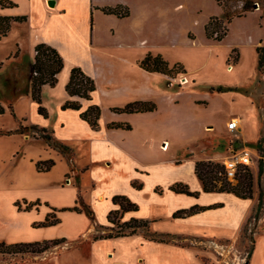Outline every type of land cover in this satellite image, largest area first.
Wrapping results in <instances>:
<instances>
[{"label":"crops","instance_id":"crops-1","mask_svg":"<svg viewBox=\"0 0 264 264\" xmlns=\"http://www.w3.org/2000/svg\"><path fill=\"white\" fill-rule=\"evenodd\" d=\"M12 1L16 5L0 6V15H27L28 19L12 21L8 34L0 38L8 50L0 60V73H15L18 85L15 93L9 94L13 96L9 103L0 101L5 107V112L0 113V175L4 176L0 208L8 213L0 216V225L8 226L0 230V239L16 243L66 238L69 242L68 246L58 245L43 252L52 258H34L32 264H264V216L259 221L263 229L255 239L250 258H244L235 247L258 202L259 178L254 197L241 198L229 192L205 191L195 172L199 159L221 162L230 156L235 148L230 138L220 141V151L211 156L189 151L186 157H166L173 146L170 128L195 124L184 116L163 114L160 98L172 101L174 94H159L162 91L152 88L151 80L155 75L169 76L150 72L139 64L151 52L152 0H55L54 6L50 0ZM118 5L129 6L130 15L119 17L104 10ZM41 42L56 48L64 59L58 83L45 84L42 89L47 115L39 111L40 104L31 93L32 65L36 46ZM262 42L264 35L256 45ZM18 66L21 69L16 70ZM76 66L96 82L92 99L71 97L67 91ZM258 81L264 82V76ZM69 99L79 100L82 108L64 109ZM138 100L156 102L157 109L136 113L113 110ZM92 104L102 109L99 128L81 117V111ZM238 118L245 124L243 115ZM228 122L227 118L218 124L204 120L199 125L206 130L218 128L219 134H225L230 131ZM21 123L28 127L24 132L16 131ZM112 123L129 124L130 128L114 127ZM31 126L47 129L54 140L70 149L50 145L39 133L35 135ZM254 147L242 146L255 151ZM47 160H53L54 165L40 170L38 162ZM153 174L160 179L147 193V181ZM93 175L101 189L93 201L84 200L89 214L85 210H64L77 205L81 192L76 186L84 180L91 181ZM134 182L143 187H135ZM177 182L199 194L171 190ZM119 194L127 195L139 206L136 211L125 212L123 221L133 217L151 220L152 230L177 234L176 242L152 240L143 233L94 239L96 227L105 228L111 223L110 211L119 208L113 197ZM148 196L144 208L141 200ZM36 201L40 203L31 209L15 210L17 202L25 208ZM212 204L220 205L187 217H174L178 210ZM165 210L168 217L163 215ZM50 213H57L60 222L36 225ZM15 215L19 221L13 223L11 217ZM65 223L66 228L59 233L38 235ZM79 238L82 241L77 243ZM180 238L196 240L203 246L180 243ZM202 252L210 259L206 261Z\"/></svg>","mask_w":264,"mask_h":264},{"label":"rangeland","instance_id":"rangeland-1","mask_svg":"<svg viewBox=\"0 0 264 264\" xmlns=\"http://www.w3.org/2000/svg\"><path fill=\"white\" fill-rule=\"evenodd\" d=\"M256 3L258 7H255ZM243 5L244 0H152L153 30L148 50L154 54H161L171 66L181 64L185 70V73L180 72L176 77L153 76L152 88L162 91L159 94H174L173 102L160 98L165 116H184L195 124L179 129L170 128L173 146L166 152L168 159H174L177 154L186 157L189 151L198 156L214 155L220 151L218 143L229 138L232 148H242L244 145L255 146L264 138V82L258 81L263 75L258 71L259 56L256 45L264 35V22L261 18V15H264V0H256L249 10L244 9ZM224 9L234 17L240 13L243 15L233 18L228 23ZM212 16L217 18L213 20L212 28L217 22H223L221 31L224 27L229 28L227 36L222 41L209 39L206 35L205 25ZM2 44L0 41V60L8 52L7 47ZM25 56L29 58L27 52ZM18 68L21 69L20 66L15 69ZM15 75L9 72L0 73V101L9 103L12 100L13 96L9 94L15 93V88L18 87ZM184 77L187 78V82L183 81ZM239 114L245 117V124L239 122L240 127L234 133L229 131L219 134L218 128L206 130L199 125L204 120L217 124L225 118L230 121L238 118ZM177 133L179 134L176 135ZM254 148L255 162L251 165V169L256 187L263 152L257 147ZM221 162L224 163L225 159ZM3 179L4 176L0 175V186ZM159 179L156 174L148 178L147 193L151 192V187L156 185ZM76 187L86 201H93L96 191L101 189L96 175H93L91 181L84 180ZM149 199L150 196L142 198L144 208ZM16 206V211L27 210L26 207L20 208L17 204ZM5 215H8L7 211L0 208V216ZM163 215L168 217V210H165ZM252 215L235 242L238 253L246 259L254 245V240L263 229L262 224L256 222ZM55 216L58 217V214L56 213ZM18 221V215L11 217V222ZM113 226L112 223L105 228L98 226L94 234H108ZM4 227L8 226L0 225V230ZM65 228L66 223L55 228L54 231L39 232L38 235L56 234ZM115 230H118V227H115ZM0 241L5 240L0 239ZM81 241L79 238L77 243ZM180 243L197 244L198 242L180 238ZM59 245V248H62L68 246L69 242L64 241ZM57 247L58 245L49 250ZM201 254L206 261L210 259L204 252ZM43 256L48 260L53 255L47 257L46 252L39 254L0 252V264H32L34 258V260H42Z\"/></svg>","mask_w":264,"mask_h":264},{"label":"trees","instance_id":"trees-1","mask_svg":"<svg viewBox=\"0 0 264 264\" xmlns=\"http://www.w3.org/2000/svg\"><path fill=\"white\" fill-rule=\"evenodd\" d=\"M256 0H244V9L249 10L251 6L254 5ZM0 5L2 7L14 6L15 2L12 0H0ZM106 13L116 14L119 17H127L131 13V9L127 5H118L116 7H107L104 8ZM225 15L227 17L228 23H230L233 18L241 17L243 14L240 13L235 17L231 15L224 9ZM261 18L264 22V15H261ZM28 19L27 15L19 16H1L0 15V38L8 34L12 21H25ZM217 19L213 16L210 18V21L205 25L206 35L209 39L216 41H222L228 34V27H224V30L221 31L223 22L216 23L212 28L211 25L213 20ZM257 53L259 56L258 71L264 76V42L257 46ZM139 64L144 69L150 72H159L170 77H176L180 72L185 70L181 64H176L171 66L169 62L161 55L154 54L149 52L142 60L139 61ZM64 67V59L61 56L60 52L48 45L45 42H41L36 46V57L32 65V86L31 93L33 98L40 104L39 111L42 114L47 115L46 108L42 105V89L45 84H50L55 86L58 83V73ZM67 91L71 97H80L84 99H92V93L96 89V82L94 78L88 75L81 67L76 66L72 68L71 77L67 84ZM222 89V88H220ZM64 109L74 108L80 110L82 104L79 100L69 99L64 105ZM157 109L156 102L153 101H133L126 104L123 107H114L113 110L119 113H136V112H146L154 111ZM5 112V107L0 103V113ZM13 114L16 116V113L13 110ZM102 114V109L97 104L90 105L86 110L81 111V117L88 121L94 128H99L100 117ZM111 126L114 127H128L130 125H124L122 123H112ZM28 127L24 126L22 123L19 128L16 130L18 132H24ZM32 132L37 135L39 133L40 137L46 138L50 145L62 149L69 150L70 148L58 143L54 140V137L48 132L45 128H39L38 126L30 127ZM264 138L259 140L255 145L258 149L262 150L261 159L259 163V180H260V192L258 197V202L253 210V219L256 222L264 216ZM53 160L39 161L38 168L40 170L49 169L54 165ZM195 172L200 178L204 185V190L207 192H229L234 193L236 196L241 198H253L255 192V182L254 174L251 169V166L242 165L239 167L236 176L233 180L229 179L227 171L222 162H217L214 160L199 159L196 161ZM135 187L142 188L143 184L133 183ZM171 190L177 193H184L187 195L197 196L199 193L194 192L190 189L187 184L182 182H177L170 187ZM115 204L119 205L118 209L111 210L109 213V221L114 225L111 229L112 231L105 235H95L94 239L99 238H112L119 236L133 235L137 233H143L147 238L160 241V242H176L178 239L177 234L173 233H161L155 230H152V221L148 219L140 218H131L130 220L123 221L124 213L127 211H136L139 209L137 203H135L130 197L125 194H119L113 197ZM40 202H31L26 208L31 209ZM17 205L21 208V203L17 202ZM220 204H212L208 206L194 205L190 208L181 209L174 213V217H187L193 215L197 212L204 211L207 209L218 207ZM64 210H73V211H88L87 205L84 201V198L79 194L77 205L71 208H65ZM251 219V218H250ZM60 222V219L55 216V213H50L47 215L46 219L42 222L36 223L39 226H50L55 225ZM115 227H118V230H115ZM144 232H143V231ZM66 241V238H57L43 241H34V242H16V243H7L5 241H0V252L2 253H26L31 252L34 254L43 253L44 251L49 250L50 248L59 245L61 242ZM255 243V240H254ZM253 247L249 250L248 259L252 254Z\"/></svg>","mask_w":264,"mask_h":264},{"label":"built area","instance_id":"built-area-1","mask_svg":"<svg viewBox=\"0 0 264 264\" xmlns=\"http://www.w3.org/2000/svg\"><path fill=\"white\" fill-rule=\"evenodd\" d=\"M239 122L236 118L228 122V129L231 132H235L239 129ZM256 153L249 148H234L231 151L230 156L225 159L223 163L227 171L229 179L233 180L240 166H251L255 162Z\"/></svg>","mask_w":264,"mask_h":264},{"label":"water","instance_id":"water-1","mask_svg":"<svg viewBox=\"0 0 264 264\" xmlns=\"http://www.w3.org/2000/svg\"><path fill=\"white\" fill-rule=\"evenodd\" d=\"M49 4H50L51 6H54V5H55V0H50V1H49ZM255 7H258V3L255 4Z\"/></svg>","mask_w":264,"mask_h":264},{"label":"bare ground","instance_id":"bare-ground-1","mask_svg":"<svg viewBox=\"0 0 264 264\" xmlns=\"http://www.w3.org/2000/svg\"><path fill=\"white\" fill-rule=\"evenodd\" d=\"M183 81H184V82H187V78L184 77V78H183ZM236 120H237L238 122H240V119L236 118ZM165 148H168V147L165 146Z\"/></svg>","mask_w":264,"mask_h":264}]
</instances>
